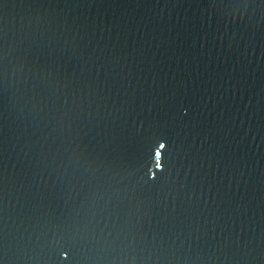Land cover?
<instances>
[{"label":"water","instance_id":"obj_1","mask_svg":"<svg viewBox=\"0 0 264 264\" xmlns=\"http://www.w3.org/2000/svg\"><path fill=\"white\" fill-rule=\"evenodd\" d=\"M0 264H264V0H0Z\"/></svg>","mask_w":264,"mask_h":264}]
</instances>
